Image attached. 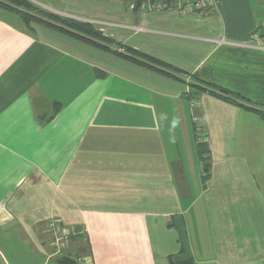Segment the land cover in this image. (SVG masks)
<instances>
[{
	"label": "crops",
	"instance_id": "0c3cea01",
	"mask_svg": "<svg viewBox=\"0 0 264 264\" xmlns=\"http://www.w3.org/2000/svg\"><path fill=\"white\" fill-rule=\"evenodd\" d=\"M49 1L112 43L0 4V264H57L54 218L91 264H264V117L189 85L264 103V0Z\"/></svg>",
	"mask_w": 264,
	"mask_h": 264
},
{
	"label": "trees",
	"instance_id": "16d2710c",
	"mask_svg": "<svg viewBox=\"0 0 264 264\" xmlns=\"http://www.w3.org/2000/svg\"><path fill=\"white\" fill-rule=\"evenodd\" d=\"M1 1H3L5 4L9 3L10 5L20 6V8L22 10V13H21L22 16L21 17L26 24H30L31 20L32 21L45 22L47 24H52L55 27H58L59 29L66 31L68 33L74 34L78 37H84V38L91 37L93 39L100 40V41H102L108 45H110L112 43V41L110 39H108L106 36H104L102 34V32L99 31L98 29H96V27L91 23L81 22V21H77V20H73V19L62 18V17H58V16L52 15V14H49L46 18H41V17L37 18V16L29 13V11L34 6L31 4V2H29L27 0H1ZM154 1L155 0H152L153 3H155ZM5 4H1V5L5 6L7 8L8 6ZM8 8L12 9L11 6ZM129 51L132 52L133 54H136L138 57H140L141 59L138 62L142 63L143 65H147V66L151 67L153 65L150 63H154L155 65L169 67L165 63H163L157 59H154L148 55H145V54L140 53L138 51H134L132 49H129ZM193 80H194L193 83H189V85L192 86V93L193 94L196 95L197 92L209 91L211 94H213L217 97H220V98L232 101V102H237L241 105L243 104L246 107L256 111L257 113H259L262 117H264V103H254L250 100H247V99L239 96L238 94L232 92L231 90L226 89L224 87H221L219 85H216V84H214V83H212V82H210L204 78H201L198 75H194ZM188 93L190 94V89L188 90ZM56 104L57 105H56L55 110L57 111L59 109V103H56ZM195 130H196V124H195ZM198 149H199V152H200L201 158H202L204 182H205L208 179V177L210 176V159H209V149L207 146V142L206 141H200V142L198 141ZM57 264H81V263L78 261L77 257H73V256H69V255L68 256L63 255V256L58 258ZM182 264H194V263L192 260H190V261L183 262Z\"/></svg>",
	"mask_w": 264,
	"mask_h": 264
},
{
	"label": "built area",
	"instance_id": "2783aa9c",
	"mask_svg": "<svg viewBox=\"0 0 264 264\" xmlns=\"http://www.w3.org/2000/svg\"><path fill=\"white\" fill-rule=\"evenodd\" d=\"M132 6L134 7H152L155 3L152 0H131ZM209 0H172L170 3L164 6L178 10L180 13H192L207 8L210 5ZM162 6V4H161ZM260 43L264 44V33L257 37ZM194 102V101H193ZM195 105V102L193 103ZM199 116L193 114L194 123H196V135L197 140L205 141L206 134L202 127L198 124ZM46 233L49 235L50 245L52 248V256H62L66 252V248L70 240L78 235V231L75 228H70L60 219H50L47 222ZM81 264H91L89 257L81 259L78 258Z\"/></svg>",
	"mask_w": 264,
	"mask_h": 264
},
{
	"label": "rangeland",
	"instance_id": "374dc122",
	"mask_svg": "<svg viewBox=\"0 0 264 264\" xmlns=\"http://www.w3.org/2000/svg\"><path fill=\"white\" fill-rule=\"evenodd\" d=\"M27 1H29V2H31V4L34 6L30 11H29V13H31L32 15H35V16H37V18H46L49 14H52V15H56V16H58V17H62V18H67V19H73V20H77V21H81V22H84V21H82V20H80V19H75V18H71V17H69V16H67V15H65V14H62V13H59V12H57V11H55V10H53L52 8H50L49 6L50 5H47V4H49L50 3V1L49 0H38V1H40V3L39 2H37V1H35V0H27ZM53 1V0H52ZM0 4H5L3 1H1L0 0ZM5 5H7L8 7H12V10H14L16 13L18 12V14L20 15V16H22L21 15V13H22V10H21V8H20V6H18V5H10L9 3L8 4H5ZM7 7V8H8ZM23 8V7H22ZM11 9V8H10ZM24 12V11H23ZM22 18V17H21ZM55 20V19H54ZM53 21V20H52ZM34 21H30V23H33ZM72 240V239H71ZM71 240H70V242L68 243V245H67V248H66V252L63 254L64 256L65 255H69V256H73V254L72 253H70L69 251H68V249H71L72 251H74L76 254L78 253V252H83V253H85V252H87L86 251V247H82L83 248V250L81 249V251H80V249H79V247H74V246H72V242H71ZM77 244V243H76ZM71 246H72V248H71ZM83 246H85L84 244H83ZM82 254V253H81ZM62 255V256H63ZM84 255H86V253L84 254ZM77 256H79V255H77Z\"/></svg>",
	"mask_w": 264,
	"mask_h": 264
}]
</instances>
